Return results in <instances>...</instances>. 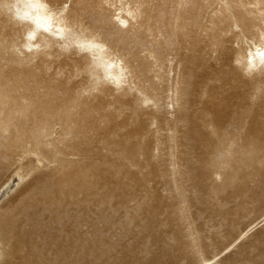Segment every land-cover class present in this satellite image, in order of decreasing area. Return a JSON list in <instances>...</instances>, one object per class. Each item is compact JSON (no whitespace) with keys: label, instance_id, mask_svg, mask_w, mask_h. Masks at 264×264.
<instances>
[{"label":"rangeland","instance_id":"rangeland-1","mask_svg":"<svg viewBox=\"0 0 264 264\" xmlns=\"http://www.w3.org/2000/svg\"><path fill=\"white\" fill-rule=\"evenodd\" d=\"M43 1L0 0V264H264V0Z\"/></svg>","mask_w":264,"mask_h":264},{"label":"bare ground","instance_id":"bare-ground-1","mask_svg":"<svg viewBox=\"0 0 264 264\" xmlns=\"http://www.w3.org/2000/svg\"><path fill=\"white\" fill-rule=\"evenodd\" d=\"M18 14L31 21L37 29L46 28L51 24L52 18L54 14L49 11L46 3L43 0H22V6H17ZM57 28L60 33L62 32V27L60 21H58ZM59 33V34H60ZM262 38L264 40V34H262ZM264 42V41H263ZM256 55L259 60L264 59V46L261 49L256 48ZM252 62L254 59L253 54L251 53ZM107 73V72H106ZM110 76V75H109ZM19 176L12 175V177L3 183L0 186V198H3L6 194H8L17 184L19 183ZM58 204V203H57ZM60 204V203H59ZM39 205V204H38ZM33 206V205H32ZM60 207V205H59ZM12 218V217H11ZM57 219V218H56ZM80 219V217H79ZM64 220V217H63ZM20 221V220H19ZM25 222V221H24ZM10 223V221H9ZM4 224V223H3ZM61 224V223H60ZM76 226V225H75ZM4 230V228H3ZM42 230V229H41ZM60 230V229H59ZM2 231V230H1ZM37 232V231H36ZM43 232V231H42ZM21 233V232H20ZM42 235V234H41ZM34 242V241H33ZM31 243V242H30ZM31 246V245H30ZM33 247V246H32ZM51 247V246H50ZM31 248V247H30ZM32 249V248H31ZM48 250V249H47ZM28 255V254H27ZM29 257V256H28ZM78 253L76 252L74 256V260L78 261ZM26 262V261H25Z\"/></svg>","mask_w":264,"mask_h":264}]
</instances>
